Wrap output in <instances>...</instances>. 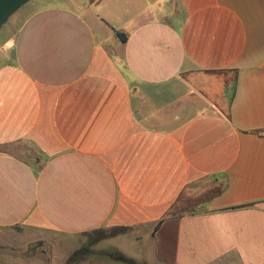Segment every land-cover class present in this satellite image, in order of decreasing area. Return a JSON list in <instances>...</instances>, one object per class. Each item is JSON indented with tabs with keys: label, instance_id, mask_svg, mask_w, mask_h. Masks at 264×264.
<instances>
[{
	"label": "crops",
	"instance_id": "crops-1",
	"mask_svg": "<svg viewBox=\"0 0 264 264\" xmlns=\"http://www.w3.org/2000/svg\"><path fill=\"white\" fill-rule=\"evenodd\" d=\"M61 1L1 27L0 230L264 264V0Z\"/></svg>",
	"mask_w": 264,
	"mask_h": 264
},
{
	"label": "rangeland",
	"instance_id": "rangeland-1",
	"mask_svg": "<svg viewBox=\"0 0 264 264\" xmlns=\"http://www.w3.org/2000/svg\"><path fill=\"white\" fill-rule=\"evenodd\" d=\"M54 1L55 0H33L9 17V20H12L14 25L18 24V22L27 15L26 12L30 10L35 2L34 5L37 6L40 4H51L54 3ZM56 2L62 3L61 0H56ZM17 29L18 28L3 27L0 30V36H5V38H7L12 35V31H16ZM0 39L2 40V37H0ZM115 232V229H104L81 234L75 237L51 232L48 235L50 241L41 242L29 241L27 240V237L24 238L23 236L28 234L27 232L16 229L0 230V264H14L16 261L19 263L18 256H21V261L24 262V264L36 263V255L41 256L44 264H54L51 261V256L56 254L66 256L64 264H82L89 260L96 259L108 260L105 257L94 255L91 252L95 251L94 246L99 241L109 238ZM19 249H24L25 252L18 253ZM78 250H82L83 254L78 255L76 258H72L73 254Z\"/></svg>",
	"mask_w": 264,
	"mask_h": 264
},
{
	"label": "trees",
	"instance_id": "trees-1",
	"mask_svg": "<svg viewBox=\"0 0 264 264\" xmlns=\"http://www.w3.org/2000/svg\"><path fill=\"white\" fill-rule=\"evenodd\" d=\"M118 36L124 40V36L122 34H118ZM115 230H116V232L113 235H116L118 233H122L123 231H125L124 229H115ZM91 253L94 255H98L100 257H105L112 262H116V263H120V264H141V263H137L134 260L126 257L120 251H118L116 249H108V250H104V251H94ZM81 254H83V251L78 250L73 254L72 258L73 257L76 258V257H78V255H81Z\"/></svg>",
	"mask_w": 264,
	"mask_h": 264
},
{
	"label": "water",
	"instance_id": "water-1",
	"mask_svg": "<svg viewBox=\"0 0 264 264\" xmlns=\"http://www.w3.org/2000/svg\"><path fill=\"white\" fill-rule=\"evenodd\" d=\"M31 0H0V28L9 17Z\"/></svg>",
	"mask_w": 264,
	"mask_h": 264
}]
</instances>
